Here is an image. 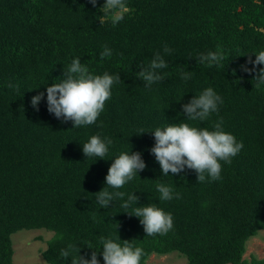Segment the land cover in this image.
<instances>
[{
	"label": "trees",
	"instance_id": "1",
	"mask_svg": "<svg viewBox=\"0 0 264 264\" xmlns=\"http://www.w3.org/2000/svg\"><path fill=\"white\" fill-rule=\"evenodd\" d=\"M104 3L0 0V264H16L13 235L41 229L54 233L49 241L40 238L48 264H71V257L59 256L69 243L90 258L102 247L100 236L132 240L145 252L141 264L175 252L188 264H264L256 255L245 258L248 242L264 231V84L244 70L253 67L249 55L254 61L264 50V0H125L126 10L110 12L101 9ZM104 45L112 55L101 60ZM217 46L223 61L199 62V54ZM157 51L168 65L158 70L165 78L146 87L138 66ZM75 58L93 74H119L123 82L112 87L95 124L73 128L48 112L46 87L60 82ZM181 67L190 79H181ZM208 87L222 97L218 113L188 120L183 104ZM40 92L37 111L31 98ZM221 118L243 148L230 164L221 162L219 180L198 183L187 168L162 174L150 153L155 128L183 120L213 130ZM97 134L112 140L109 151L104 159L86 158L82 145ZM130 151L141 153L146 168L118 191L138 196V205L123 208L116 199L101 208L94 194L106 186L114 158ZM158 182L182 198L160 200ZM149 203L172 214L167 235L146 236L130 215Z\"/></svg>",
	"mask_w": 264,
	"mask_h": 264
},
{
	"label": "clouds",
	"instance_id": "2",
	"mask_svg": "<svg viewBox=\"0 0 264 264\" xmlns=\"http://www.w3.org/2000/svg\"><path fill=\"white\" fill-rule=\"evenodd\" d=\"M89 2L94 7L97 4V0H89ZM101 9L104 12L123 11L126 10V3L125 0H105ZM117 18L122 19V16ZM103 49L100 53L101 60L112 55V51L107 45H104ZM171 52L172 49L165 45L163 53L170 55ZM198 60L205 66L211 67L223 61L224 55L217 46L216 51L199 54ZM248 63L253 67L251 69L245 67L244 70L256 73L254 80L257 81V85L264 84V67L258 70L256 68L257 65H264V50L255 53L254 61L249 55ZM167 66L164 56L157 51L147 66H138L142 70L136 73L137 78L144 81L146 87H151L153 83L165 78L158 70L167 68ZM179 71L182 73L181 79H190V71H186L183 67ZM120 82L123 81L119 74L112 75L108 72H104L102 75L93 74L81 62L80 58H75L63 71V78L60 82L52 83L46 87L47 110L62 122L72 121L73 128L93 125L104 111L106 101L111 99L112 87ZM9 87L12 85L10 84ZM44 95V92H40L31 98V105L37 111H39L37 106ZM222 103V97L212 87H208L198 96H193L188 103L183 104L182 112L190 121H204L211 114L218 113L219 105ZM222 125L221 118L213 124V130H209L207 127L192 126L183 120L155 128L151 132L154 134L155 143L150 149V153L159 163L162 174L168 176L171 173L172 176H175L187 168L195 170L198 183L205 182L206 178L212 181L219 180L222 172L221 162L230 164L232 158L243 148V143L237 142L233 134L224 131ZM111 144V139H102L99 134L92 135L82 145V151L86 158L104 159ZM145 168L146 163L140 152H121L116 156L108 168L105 177L106 186L94 194L101 208L110 207L116 199L124 201L121 205L123 208H128L133 203L138 205V196L118 191V189L123 188ZM110 188L117 191H109ZM156 189L162 201L182 198L180 193L174 194L173 187L165 183L158 182ZM126 195L127 199L125 200ZM130 215L140 219L146 236H165L174 227L172 214L155 203L139 205ZM59 239H63V237L61 236ZM131 241L121 240L119 236L115 238L100 236L99 244L102 247L99 251L87 246L89 249H93L90 258L87 254L81 255V248L74 243H69L60 249L59 256L63 260L71 257V264H100L98 254L102 255L104 264H141L145 252L142 247L135 246Z\"/></svg>",
	"mask_w": 264,
	"mask_h": 264
},
{
	"label": "rangeland",
	"instance_id": "3",
	"mask_svg": "<svg viewBox=\"0 0 264 264\" xmlns=\"http://www.w3.org/2000/svg\"><path fill=\"white\" fill-rule=\"evenodd\" d=\"M53 232L41 230H22L13 235L14 262L16 264H45L41 256L42 250L47 247L45 241L52 239ZM253 255L258 258H264V231L260 235L248 242L245 258L250 259ZM46 264H48L46 262ZM147 264H188L185 256L178 252L160 256L153 254Z\"/></svg>",
	"mask_w": 264,
	"mask_h": 264
}]
</instances>
